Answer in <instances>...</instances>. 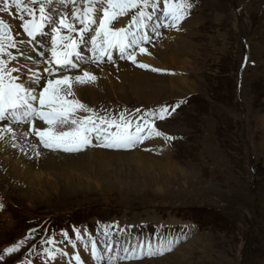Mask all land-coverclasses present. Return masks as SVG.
I'll use <instances>...</instances> for the list:
<instances>
[{
	"label": "rangeland",
	"instance_id": "1",
	"mask_svg": "<svg viewBox=\"0 0 264 264\" xmlns=\"http://www.w3.org/2000/svg\"><path fill=\"white\" fill-rule=\"evenodd\" d=\"M209 2L198 11L197 17H203L200 23L195 16L187 22L196 25L187 28L185 39L191 46L180 57L188 62L185 68L182 60L175 66L164 67L158 59L149 64L166 70H148L165 81L155 98L147 99L149 92L135 94L126 82L114 79L117 83H110L113 74L102 63L93 64L103 67L97 68L101 70L98 79L80 99L99 115L111 116L119 114L120 105V110L135 113L140 109L142 113L157 110L160 104L171 109L185 101L171 116L155 121L174 140L159 138L149 150H145L146 142L128 151L102 149L148 156L129 162L96 161L90 147L62 156H56L62 151H50L59 164L46 163L36 179L17 180L0 168V203L5 204L0 212V251L37 229L20 253L0 264H20L26 256L33 264H44L35 253L27 255L32 246L40 253L44 248L67 249L69 243L61 233L75 239L74 228H92L95 237V231L108 227L120 244L128 232L121 220L134 215L192 222L201 233L185 237L186 229L179 232L176 226L175 232L184 241L189 239L171 252L116 264H264V0H236L234 14L235 0L222 6ZM3 18L9 23V18ZM12 20L19 26L17 19ZM191 30L198 34L190 36ZM246 53L256 64L242 68ZM85 66L89 63L80 68ZM80 68L76 72L81 73ZM182 75L187 77L185 83L177 78ZM164 148L168 154L158 152ZM49 238L53 244H42ZM185 243L189 244L184 251L188 258L172 256Z\"/></svg>",
	"mask_w": 264,
	"mask_h": 264
},
{
	"label": "snow or ice",
	"instance_id": "2",
	"mask_svg": "<svg viewBox=\"0 0 264 264\" xmlns=\"http://www.w3.org/2000/svg\"><path fill=\"white\" fill-rule=\"evenodd\" d=\"M54 4L65 7L68 4L73 5L70 15L50 7ZM11 7H15L16 12L10 15L21 21L20 27L28 38L27 42H37V38L45 34V29H50L51 47L47 49L49 56L44 58L43 62L48 65L44 71L53 78L42 84L43 77L33 72L27 64L20 67L10 66L12 61L17 60L13 50H18V45L26 42L17 41L12 32V25L0 18V122H7L0 128V141H5L8 135H16L11 126L13 124L27 125L21 133L23 137L35 136L44 148L66 153H78L87 147L131 149L145 140L162 138L167 142L175 139L161 132L155 126V121L168 118L185 101L177 102L171 109L169 106H162L157 110L142 113L137 109L135 113L121 112L117 116L99 115L79 100L69 99L74 97L73 83H95L97 77L94 74L87 70L74 76L57 74L60 71L67 73L78 69L77 61L97 65L113 63L114 51H118L120 58L131 61L138 68L166 72L164 69L139 63L136 60V51L150 55L144 47L152 42L149 29L157 37L161 35V28L179 31L180 25L194 7L191 0H80L79 4L77 0H0V12H9ZM130 12L133 14L125 26H112L120 17L127 16ZM16 35L20 33L17 32ZM88 44L91 45V57L84 58L79 49L81 45ZM20 54L23 55L22 50ZM39 55L43 57L44 53L40 52ZM53 64L56 65L55 68L52 67ZM26 68L31 73L28 83L23 79L24 75H27L23 72ZM37 88L38 95L35 94ZM79 112L88 115L80 116ZM136 113L141 114L137 116ZM4 210L5 204L0 203V212ZM36 231L37 229L30 230L23 239L0 251V262L6 261L12 254L20 253L34 238L33 233ZM73 233L75 239L69 238L67 232L61 235L73 249L77 248L78 244L82 246L89 253L93 264H102L105 252L109 254L107 264L152 259L171 252L179 242L178 239L157 235L150 239L126 242V246L115 245L116 250L122 254L111 255L114 244L108 227H105L102 233L103 251L86 229L81 233L79 229L74 228ZM84 237H87L86 241ZM43 243L51 245L54 241L49 238L42 241ZM33 253L37 258L44 259V264L56 261L58 256L69 255L61 249L49 248H44L40 253L34 245L27 255ZM72 261H75V264H84L79 252L70 256L69 264H72ZM20 264H33V260L26 256Z\"/></svg>",
	"mask_w": 264,
	"mask_h": 264
},
{
	"label": "bare ground",
	"instance_id": "3",
	"mask_svg": "<svg viewBox=\"0 0 264 264\" xmlns=\"http://www.w3.org/2000/svg\"><path fill=\"white\" fill-rule=\"evenodd\" d=\"M50 7H52V8L56 7V9L54 8V10L57 11L59 9L60 5L55 4V5H52ZM161 7H162V5H161ZM71 8L72 7H70L69 12H71ZM194 8L195 7H193L191 10H195ZM199 11H202V9H200ZM15 12H16L15 7H11L9 12H0V15L1 16L7 15L8 17H10L12 19L14 16L10 15V13L14 14ZM198 15H201V14L198 12V14L192 15V16L196 17V23L197 24L200 23L201 20L203 19V17L201 16V20H200L199 17H197ZM192 16H189V19ZM25 18H27V17H25ZM14 19L16 20V18H14ZM189 19L183 21L179 31H176L174 29H168V28L160 29L161 35L159 37L155 36V40L153 43H151V44L149 43V44L144 45V47H146L148 52L150 53V55L149 54H141L143 56L140 59L143 62H145L144 64H148V65L150 64L151 65L153 63V61H152L153 59L160 60L162 63H164V64H160V65H164V67H165V65L175 66L176 63L181 62L182 59L180 57H182L183 55L186 56V54L189 53L188 49H190V46H191V44L185 39L186 35H189L187 28L193 27L196 25V23L195 24L194 23L193 24L187 23ZM198 19L200 20V22H198L199 21ZM17 20H18L19 26L17 25L18 29L15 31V33H13V35L15 36L16 40L19 41L17 38L19 37L21 40V38L23 37V39H24L25 34L23 33L22 28L20 27L21 21L19 19H17ZM123 22H124V20L119 19V23H123ZM183 25H185V26H183ZM45 31L48 32L47 29H45ZM17 32H19L20 35H16ZM191 32L192 33H190V36H193L192 34H194V35L198 34L197 31L191 30ZM191 38L192 37H190V40H191ZM26 40H28L27 36H26V39H24L23 41H26ZM39 40H40V38L38 37L37 42ZM171 42H173V43H171ZM35 43L36 42L19 44L18 50H13L14 55L17 56V60L12 61L10 66L20 67L22 64L28 65V63L31 62L32 65H34V66H32L30 64V68L35 67L34 69H32L33 72H35L37 69L41 71V69L43 68L44 65L42 66L41 62H40V65H38V64L36 65L33 63L34 62V54L32 53L33 51H31L30 46L34 45ZM20 50L23 51V55L20 54ZM114 55H115V51H114L113 56ZM5 59H7V57ZM182 62H183V63H181L183 66L182 68H185V65H187L188 62L184 61V60H182ZM112 64H114V63H112ZM112 64L111 63H103L104 67H107L108 70L110 71V73L113 74V78L110 81V83L116 84L117 82H115L114 79L119 80V83L126 82L129 85H131V88L135 94L141 93L142 95H144V93L149 92L148 94H150V95H146V96H148L147 99H151V96H154V98H155L157 96L156 91L159 90V84L165 82L158 75H155L146 69H141V68L135 67L133 65H130L127 62H117L115 65H112ZM82 65H84V64H82ZM101 67H103V66H95L93 64H91V65L89 64V66H85L82 69L81 68L80 69H81V73L84 70H87V71L91 72L92 74H94L98 79V75H99L98 73L101 70L97 69V68H101ZM137 68H138V70H137ZM73 70H75V72ZM73 70H70L67 73L63 72L61 75L59 74V76H62L65 74L70 75V76H74V75L80 74V73L76 72V69H73ZM23 72L27 73V75H24L23 79L25 80L26 83H28V77L31 75V73L28 72L27 68L23 69ZM14 75H18V73H14ZM39 75L43 77V80L41 81L42 84L45 83L47 79L53 78V77H49L47 73L46 74L39 73ZM177 78H178V80H183V79H186L187 77L185 75L184 76L182 75L181 77H177ZM167 79H171L170 75ZM185 82L186 81H184V80L182 81V83H185ZM93 85H94L93 83H89V84H85V85L73 83L72 90L74 92V97H69V99L74 98V99H77L80 101V99H82L81 96L85 95L86 93L91 91L92 88H90V87H93ZM32 87H36V86L32 85ZM37 91H39L38 88H37ZM78 114H80V116L81 115L85 116L84 113H82V114L78 113ZM6 124H7V122H0V128L4 127ZM11 126L14 128L16 135L14 137L11 135H8L5 141H0V168L3 170V172L6 175H8L9 177L15 178L17 180H21L22 177L25 178L27 176H29L30 179H36L40 175V173H39L40 169H42L43 167H46L45 166L46 163H52L54 165L59 164V163H57V160H55V158L53 157V153L50 154L51 150L44 148L39 143V140L37 137H35V136L23 137L21 135V133L27 128V125L17 126V125L13 124ZM44 127H46V125H44ZM262 132H263L262 133L263 134L262 135L263 136L262 145L264 146V131H262ZM147 142H148V140H147ZM134 148H136V147H134ZM138 149H140V148L138 147ZM88 151L90 153H93L92 156H94L96 161H100V162H103V161L108 162V161H111V159H118V161H120V162H126V161L129 162L132 160H136V161L142 160V159L148 157L147 155L141 154L139 151H135L133 154L132 153L129 154V153L124 152V151L107 152L106 150H104V151L102 149L101 150L100 149L95 150L93 148L88 150ZM126 151H128V150H126ZM132 151H134V150H132ZM51 152H54V151H51ZM158 152H160V154H168L169 149L164 148ZM59 153L60 154H57L56 156H62L61 153H64V152H59ZM135 217H138V219H140L141 216L134 215L133 218H135ZM138 219H137V221H138ZM131 220H129V221L122 220L121 222H123V221L131 222ZM185 226H187V225H185ZM190 229H192V225H191ZM179 232H180V230H179ZM195 233H196L195 236H197L201 232L198 230H195ZM176 239H178V241L180 240L178 243H176V246L184 241L182 236H179V235H178V238L176 236ZM187 239H189V238H187ZM186 248L189 249L188 243H185V245H181V247L179 249L175 250L172 253V256H180L181 258H185V257L188 258L189 254L184 252L186 250ZM190 248H192V246ZM205 250H206V248L204 247V249L203 250L201 249L200 252L203 253V252H205ZM66 253H68V252H66ZM56 261H57V263L51 262L50 264H60L58 261L62 262V264H66L63 257L58 256ZM143 264H144V262H143Z\"/></svg>",
	"mask_w": 264,
	"mask_h": 264
}]
</instances>
